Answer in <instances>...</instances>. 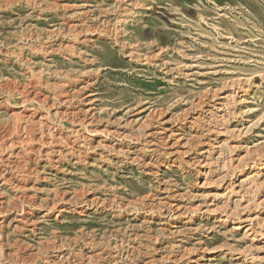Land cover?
Instances as JSON below:
<instances>
[{"label": "rangeland", "instance_id": "obj_1", "mask_svg": "<svg viewBox=\"0 0 264 264\" xmlns=\"http://www.w3.org/2000/svg\"><path fill=\"white\" fill-rule=\"evenodd\" d=\"M0 264H264V0H0Z\"/></svg>", "mask_w": 264, "mask_h": 264}]
</instances>
